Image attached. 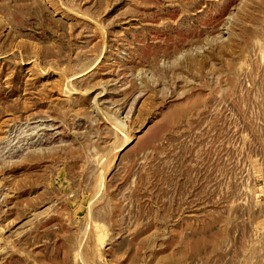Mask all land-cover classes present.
Segmentation results:
<instances>
[{"label":"rangeland","instance_id":"374dc122","mask_svg":"<svg viewBox=\"0 0 264 264\" xmlns=\"http://www.w3.org/2000/svg\"><path fill=\"white\" fill-rule=\"evenodd\" d=\"M0 264H264V0H0Z\"/></svg>","mask_w":264,"mask_h":264}]
</instances>
